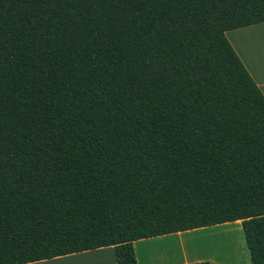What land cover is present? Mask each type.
<instances>
[{"label":"trees","instance_id":"obj_1","mask_svg":"<svg viewBox=\"0 0 264 264\" xmlns=\"http://www.w3.org/2000/svg\"><path fill=\"white\" fill-rule=\"evenodd\" d=\"M260 23L264 0H0V264H136L234 221L264 264V95L226 37Z\"/></svg>","mask_w":264,"mask_h":264},{"label":"crops","instance_id":"obj_2","mask_svg":"<svg viewBox=\"0 0 264 264\" xmlns=\"http://www.w3.org/2000/svg\"><path fill=\"white\" fill-rule=\"evenodd\" d=\"M239 30L227 31L226 36L264 95V63L258 61L256 65L259 56L252 51L251 44L247 48L244 43L237 42L240 38H249L246 35L251 33L264 34V27L256 32ZM133 248L136 264H250L240 221L136 240ZM28 264H115V257L112 247H102Z\"/></svg>","mask_w":264,"mask_h":264},{"label":"rangeland","instance_id":"obj_3","mask_svg":"<svg viewBox=\"0 0 264 264\" xmlns=\"http://www.w3.org/2000/svg\"><path fill=\"white\" fill-rule=\"evenodd\" d=\"M264 23H262V24H257V25H253V26H250V27H243V28H238V29H233V30H231V31H229V32H239L240 30L239 29H241V30H246V31H243V32H251V30H255V32H256V30L259 28V27H264V25H263ZM254 33V32H253ZM260 33H263V32H257V33H255V34H248V35H246L247 37H249V38H247V39H245V38H240L239 40H237V42L238 43H240V42H242V43H244V45L247 47V48H249L250 46V44L252 45V51H254L255 52V55H257V56H259V59L258 60H256V63L259 61V62H261V63H264V34H260ZM231 34V33H230ZM227 37V39H228V36H226ZM228 41L230 42V40L228 39ZM230 44L232 45V43L230 42ZM248 44V45H247ZM233 46V45H232ZM234 48V47H233ZM259 53V54H258ZM259 63H257L256 65H258Z\"/></svg>","mask_w":264,"mask_h":264}]
</instances>
